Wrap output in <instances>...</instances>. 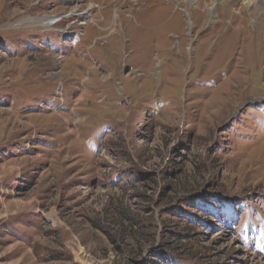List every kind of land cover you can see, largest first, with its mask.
Segmentation results:
<instances>
[{
	"label": "rangeland",
	"instance_id": "1",
	"mask_svg": "<svg viewBox=\"0 0 264 264\" xmlns=\"http://www.w3.org/2000/svg\"><path fill=\"white\" fill-rule=\"evenodd\" d=\"M218 3L0 0V264H264V13Z\"/></svg>",
	"mask_w": 264,
	"mask_h": 264
},
{
	"label": "trees",
	"instance_id": "2",
	"mask_svg": "<svg viewBox=\"0 0 264 264\" xmlns=\"http://www.w3.org/2000/svg\"><path fill=\"white\" fill-rule=\"evenodd\" d=\"M132 226H135L134 223L129 224V228H132ZM157 248L159 247L157 246L155 249L151 248V251L144 254V248L141 247L139 248V252L128 260L131 261L130 264H167V257L172 254L162 250L161 247L160 249ZM142 256L143 258H141Z\"/></svg>",
	"mask_w": 264,
	"mask_h": 264
},
{
	"label": "bare ground",
	"instance_id": "3",
	"mask_svg": "<svg viewBox=\"0 0 264 264\" xmlns=\"http://www.w3.org/2000/svg\"><path fill=\"white\" fill-rule=\"evenodd\" d=\"M220 1V0H219ZM254 1V2H253ZM192 2H194V0H188V3H192ZM255 2L257 3V5L255 4ZM220 3H218V0H213V5L212 6H215V7H217L218 5H219ZM248 4L250 5V6H255V7H257V8H259L260 10H262L261 12H263L264 13V7H262V6H264V0H252V1H249L248 0ZM259 4V5H258ZM47 23H49V22H47ZM51 24V23H50ZM48 25V24H47ZM260 32V31H259Z\"/></svg>",
	"mask_w": 264,
	"mask_h": 264
}]
</instances>
